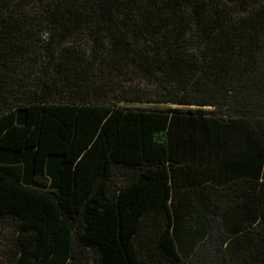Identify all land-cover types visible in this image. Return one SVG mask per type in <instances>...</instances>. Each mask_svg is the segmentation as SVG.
Segmentation results:
<instances>
[{
  "label": "trees",
  "instance_id": "obj_1",
  "mask_svg": "<svg viewBox=\"0 0 264 264\" xmlns=\"http://www.w3.org/2000/svg\"><path fill=\"white\" fill-rule=\"evenodd\" d=\"M8 264H264V0H0Z\"/></svg>",
  "mask_w": 264,
  "mask_h": 264
},
{
  "label": "rangeland",
  "instance_id": "obj_2",
  "mask_svg": "<svg viewBox=\"0 0 264 264\" xmlns=\"http://www.w3.org/2000/svg\"><path fill=\"white\" fill-rule=\"evenodd\" d=\"M15 234L10 225L0 226V264H8V259L17 252Z\"/></svg>",
  "mask_w": 264,
  "mask_h": 264
}]
</instances>
